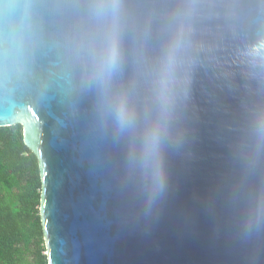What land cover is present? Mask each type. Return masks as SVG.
Here are the masks:
<instances>
[{"label":"water","instance_id":"water-1","mask_svg":"<svg viewBox=\"0 0 264 264\" xmlns=\"http://www.w3.org/2000/svg\"><path fill=\"white\" fill-rule=\"evenodd\" d=\"M17 124L49 264H264V0H0Z\"/></svg>","mask_w":264,"mask_h":264},{"label":"trees","instance_id":"trees-1","mask_svg":"<svg viewBox=\"0 0 264 264\" xmlns=\"http://www.w3.org/2000/svg\"><path fill=\"white\" fill-rule=\"evenodd\" d=\"M39 159L23 126L0 127V264H49Z\"/></svg>","mask_w":264,"mask_h":264}]
</instances>
